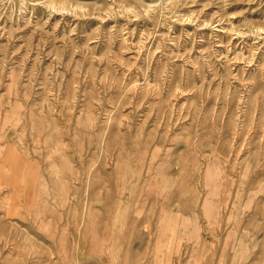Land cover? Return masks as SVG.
<instances>
[{"label": "rangeland", "instance_id": "374dc122", "mask_svg": "<svg viewBox=\"0 0 264 264\" xmlns=\"http://www.w3.org/2000/svg\"><path fill=\"white\" fill-rule=\"evenodd\" d=\"M0 264H264V0H0Z\"/></svg>", "mask_w": 264, "mask_h": 264}]
</instances>
